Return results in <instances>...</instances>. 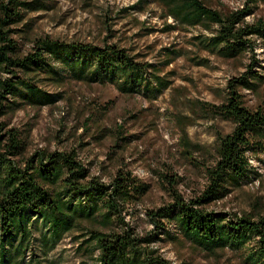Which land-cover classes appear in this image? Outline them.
<instances>
[{"label": "rangeland", "instance_id": "374dc122", "mask_svg": "<svg viewBox=\"0 0 264 264\" xmlns=\"http://www.w3.org/2000/svg\"><path fill=\"white\" fill-rule=\"evenodd\" d=\"M39 1L46 7L25 10L20 22L8 26L22 52L30 51L33 40L44 36L98 45L107 40L127 48L138 61L157 66L169 85L156 93L126 94L114 84L72 78L58 83L39 76L35 81L42 89L60 95L55 103L24 105L0 117V127L14 128L24 137L23 156L40 150H74L90 175L106 184L119 170L147 183L149 190L122 212L123 219L137 236L154 237L150 243L143 242L144 251H154L170 264H248L247 254L255 241L242 250L226 247L209 252L187 240L175 222L158 232L148 211L173 202L172 178L183 198L191 201L201 196L208 183L206 166L216 157L217 133L234 128L232 121L213 115L208 104L225 101L228 80L246 71L253 56L261 63L257 70H262L263 42L257 40L254 53L220 56L205 47L211 31L179 23L163 0ZM204 1L223 14L248 6L245 0ZM258 20L264 21V1L245 17L249 23ZM241 92L246 106L264 109V84ZM4 130L0 128L1 133ZM251 163L258 172L253 181L230 186L226 197L203 207L230 215L263 212L264 155ZM89 229L106 230L84 221L46 253L38 239L33 248L43 264H95L98 250L80 245ZM44 230L41 225L35 228L36 238Z\"/></svg>", "mask_w": 264, "mask_h": 264}, {"label": "trees", "instance_id": "16d2710c", "mask_svg": "<svg viewBox=\"0 0 264 264\" xmlns=\"http://www.w3.org/2000/svg\"><path fill=\"white\" fill-rule=\"evenodd\" d=\"M163 1L179 23L211 31L205 47L220 56L254 53L259 39L264 44V21H245L264 0H245L246 8L227 14L204 0ZM45 7L39 0H0V117L24 105L54 104L60 95L37 84L35 78L42 75L58 83L72 78L114 84L126 94L156 93L169 85L157 66L138 61L127 48L107 40L98 45L44 36L33 40L30 51L22 52L8 26L20 22L25 10ZM258 65L260 60L253 56L246 71L228 80L225 101L208 104L213 115L232 121L234 128L217 133L216 157L206 166L208 183L201 196L191 201L183 198L172 178L173 202L148 211L158 232L175 222L187 240L209 252L226 247L242 250L255 241L247 254L248 264H264V211L230 215L203 206L226 197L230 186L239 187L258 175L251 159L264 155V109L246 106L241 92L264 84V66L257 70ZM25 149L18 130L0 132V264H43L33 242L38 239L46 253L84 221L106 229H89L80 243L85 250L92 246L98 250L95 264H170L154 251H144L143 242L150 243L154 237L137 236L123 219L122 212L149 190L147 183L119 170L106 184L90 175L74 150H40L24 157ZM33 225L45 229L38 238Z\"/></svg>", "mask_w": 264, "mask_h": 264}]
</instances>
